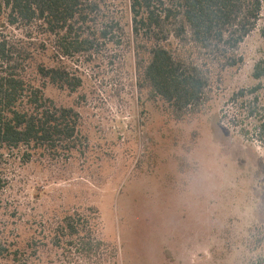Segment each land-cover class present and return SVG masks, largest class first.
<instances>
[{
	"label": "rangeland",
	"instance_id": "obj_1",
	"mask_svg": "<svg viewBox=\"0 0 264 264\" xmlns=\"http://www.w3.org/2000/svg\"><path fill=\"white\" fill-rule=\"evenodd\" d=\"M104 1L106 20L121 19L129 36L62 58L82 81L75 91L36 71L39 63L59 64L48 35L0 17V33L36 53L28 69L33 82L80 112L88 145L66 163L10 159L0 169L9 183L0 213L11 218L39 195L38 213L54 205H97L105 238L118 246V264H254L264 256V143L259 120L249 117L248 97H233L261 85L258 113L264 115V78L254 77L264 59V4L240 47L244 62L215 69L209 101L178 120L167 102L139 87L129 0ZM167 46L175 49L177 41Z\"/></svg>",
	"mask_w": 264,
	"mask_h": 264
},
{
	"label": "trees",
	"instance_id": "obj_2",
	"mask_svg": "<svg viewBox=\"0 0 264 264\" xmlns=\"http://www.w3.org/2000/svg\"><path fill=\"white\" fill-rule=\"evenodd\" d=\"M103 2L0 0V17L11 27L48 35L59 64L39 63L36 71L53 86L75 91L82 81L60 63L62 58L101 44H122L129 36L121 19L106 20L109 13ZM263 4L264 0H129L139 87L151 99L167 102L178 120L199 113L209 101L215 69L244 62L239 50L257 28ZM172 39L177 41L175 49L167 46ZM35 56L30 45L0 33V169L12 158L24 165L66 163L85 154L88 146L80 112L59 105L28 75ZM254 77L264 78V59L255 65ZM260 88L242 89L233 100L248 97L249 117L259 120L258 137L264 143ZM8 184L0 176L1 208ZM40 199L41 195L35 202ZM35 202L10 213L17 217L12 221L7 211L0 213V264H118V246L105 238L97 205H54L38 213ZM254 264H264V256Z\"/></svg>",
	"mask_w": 264,
	"mask_h": 264
}]
</instances>
